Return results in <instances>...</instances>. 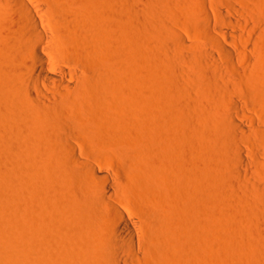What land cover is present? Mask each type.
Returning a JSON list of instances; mask_svg holds the SVG:
<instances>
[{
    "label": "bare ground",
    "instance_id": "1",
    "mask_svg": "<svg viewBox=\"0 0 264 264\" xmlns=\"http://www.w3.org/2000/svg\"><path fill=\"white\" fill-rule=\"evenodd\" d=\"M4 1L0 0V264H45L35 251L38 247L54 249V264H186L183 256L193 250L188 237H196L206 225L214 229L222 247L215 249L237 244V255L231 257L230 247L226 249L230 258L206 249L210 254L204 252L203 264H264V236H257L262 233L255 238L252 234L251 242L247 236L254 228L249 230L245 223L231 235H221L220 226L215 227L226 220L237 224L236 209L232 205L235 210L230 211L236 214L228 219L231 213L221 212L223 204L236 203L243 219L251 213V207L250 212L245 207L253 202L247 204L251 196L247 197L250 191L246 194L245 186L241 194L237 188L231 194L220 185H233L223 183L232 174L242 179L238 170L245 169L248 161L239 141L248 140L251 149L264 148V125L259 128L255 118L238 110L248 124V129L244 124L246 129L242 128L229 113V108L239 107L264 111V80L258 78L257 69L252 76L243 67L236 68L234 62L241 56L209 32L208 42L219 56L213 51L183 54L182 64L193 66L188 64L193 70L188 76L179 58L166 63L150 54L153 43L164 44L158 30L155 35L147 29L154 16L142 9L136 15L149 19L135 25L139 17L132 13L139 8L117 7L122 0H92L87 8H72L70 0H51L50 8L33 0ZM160 3L165 4L161 13L167 15L182 5L204 4L203 0ZM192 9L202 13L190 24L211 30L206 12L199 6ZM217 15L221 17L218 10ZM174 32L172 41L167 37L169 42L185 47L184 38ZM219 32L228 35L223 28ZM137 35L141 43L135 47ZM169 42L165 48L173 44ZM239 59L237 63L244 61ZM231 94L242 102L229 100ZM181 127L187 130L179 132ZM176 128L178 138L170 134ZM142 129H151L152 135L144 137ZM256 150L250 156L260 165L262 151ZM112 160L117 165L108 162ZM45 163L54 164V179H49L53 175L48 176ZM108 163L118 166L120 175L114 174L111 164L107 170ZM18 171L35 182L49 180L54 192L48 186L39 190L28 209L20 199L32 183ZM259 181L264 185V178ZM263 193L258 192L260 199ZM197 210L207 216L204 226L196 220Z\"/></svg>",
    "mask_w": 264,
    "mask_h": 264
},
{
    "label": "rangeland",
    "instance_id": "2",
    "mask_svg": "<svg viewBox=\"0 0 264 264\" xmlns=\"http://www.w3.org/2000/svg\"><path fill=\"white\" fill-rule=\"evenodd\" d=\"M35 3H38V5L39 6H41L42 8H50L51 7V4H50V2H51V0L49 1V0H33ZM123 1V0H122ZM121 1V2H122ZM131 3H130V2ZM206 1V2H205ZM5 1L4 0H2V4L4 3ZM70 2H71V6L70 7H72V8H87L89 5H90V3L92 2V0H70ZM119 3L120 4V6H119V4H118V6L117 7H120L121 8V5H125V4H128L127 5V7L128 8H136L137 7V9L139 8V10H136V12L138 11H140V10H144L146 13H148L149 12V14L148 15H150V13H151V15H153L154 17L152 18V19H150V22L148 23V25H150L149 26V28H147V29H150L151 30V32L153 33V34H155L156 35V33H157V36H160L161 34L164 36V37H161L160 36V38L162 39V38H164V40L162 41V42H164V44H162V45H164L163 47L165 48L166 46H165V44L167 43V42H169V39H167V37L169 36V38H171L170 40L172 41V39H173V37L172 36H174L175 34H173V30L174 31H176V32H174V33H176L177 35H179L180 37H182V38H184V41H185V47H183V48H178L176 45V47L174 46V43L173 42H169L170 44L171 43H173V44H171V45H169V46H171L170 48H165V49H162L163 47H157V45L158 44H160L159 42H156V43H153V45H152V47H151V49L153 48V46H154V48L152 49V51H151V53H150V51H149V53L150 54H152L153 56H159L160 57V59L161 60H163L164 62L166 61V63L168 62V60H169V63H171L175 58H179L180 59V57L182 58V55L183 54H185L184 56H186V53H188L187 54V56L189 57H191L192 55L194 56L195 55V52H196V55L198 54V53H200V52H212V53H217V54H215V55H218L219 56V53L217 52V50L216 49H214L212 46H211V44H209L210 42H208L209 41V39H210V35H209V32H210V34H212L213 36H215V37H217L219 40H221V42H222V44H224L225 46H228V48L234 53V54H236L238 57H240V59H244V61H242V62H239V63H237L238 62V59L239 58H237L236 60H235V62H234V64H235V66H236V68H244L245 70H247V72H249L248 74H252V76H256V75H254V74H256L257 72V74H259L261 77H259V75H258V78L260 79V78H262V80H264V0H203V6L202 5H198L199 6V8L201 7L202 8V10H203V12H204V14H205V12H206V14L208 15V17H210V19H211V23H212V26H211V30H209V31H207V30H204V29H200V28H197L196 26H194V24H190V23H192L193 21H195L196 22V19H197V17H199L198 15H200L201 13H202V11H201V13L199 12L200 11V9L198 10V9H195V10H193L192 8H198V6H197V4H194V5H192V3H191V5H182L183 7H179V9L176 7L174 10H172V11H174V14H172V12H171V14L170 13H168V15L166 14V13H161L162 11H164L163 10V8H164V6H165V4H162V3H160V0H150V2H149V0H126V1H124V2H122V3ZM154 3H157V4H159V6L158 5H154ZM132 4H133V6H132ZM208 4V5H207ZM1 5V4H0ZM126 6V5H125ZM125 6H123V7H125ZM136 6V7H135ZM187 6V7H186ZM189 6V7H188ZM186 7V8H185ZM190 7H192L191 9H189V10H187L188 8H190ZM204 7H206V8H204ZM1 8H6V6H3L2 5V7ZM8 8V7H7ZM126 8V7H125ZM232 8V9H231ZM243 8V9H242ZM142 10V11H143ZM159 10V11H158ZM160 10H162V11H160ZM205 10V11H204ZM217 10H218V12H220V15H221V17L219 16V15H217ZM143 11V12H144ZM148 11V12H147ZM176 11V12H175ZM198 11V12H197ZM132 13V14H134V16H137L136 14H140V12L139 13ZM161 13V15H160V13ZM142 13V12H141ZM158 15H157V14ZM141 16H142V14H141ZM140 16V17H141ZM159 16H161V17H159ZM179 16V17H178ZM139 17V15L137 16V18ZM139 17V19L137 20L138 22H136V23H134L135 25L137 24V23H139L140 21L141 22H143L142 20H145V19H149V18H143V17H141L140 18ZM177 17V18H176ZM136 18V19H137ZM136 19H134V21L136 20ZM133 20V19H132ZM146 21V20H145ZM145 21L142 23V25L143 24H145ZM141 22H140V24H141ZM224 22V23H223ZM237 22V25L236 24H234V23H236ZM186 23H188L187 25L189 26H187V25H185ZM139 24V25H140ZM166 24H168V25H166ZM147 25V24H146ZM145 25V26H146ZM166 25V26H165ZM193 26L194 28H192L191 26ZM138 26V25H137ZM165 26V27H164ZM168 26V27H167ZM146 27H148V26H146ZM191 27V28H190ZM196 27V28H195ZM164 28H167L166 30L164 29ZM219 28H223V30L224 31H226L227 33H228V35L226 36V38L224 37V36H221V34H220V32H219ZM152 29L154 30V31H152ZM172 29V30H171ZM158 30V32H156V31ZM168 30V31H167ZM170 31V32H169ZM154 32H156V33H154ZM169 32V33H168ZM172 32V33H171ZM158 33H160V34H158ZM170 33H171V35L172 36H170ZM138 36V35H137ZM139 37V39H137L136 37V39L135 40H137L138 41V43H137V41L136 42H134L135 43V47H136V44H140L141 43V40H140V38H141V36H138ZM165 39H166V41H165ZM134 40V39H133ZM263 41V42H262ZM168 43V44H169ZM155 44V45H154ZM157 44V45H156ZM160 44V45H161ZM168 44H167V46H168ZM160 45H158V46H160ZM139 46V45H138ZM168 46V47H169ZM174 49H173V48ZM189 47V48H188ZM158 48V49H157ZM177 48L179 49V50H177ZM126 50H127V48H125ZM160 49V50H159ZM214 49V50H213ZM154 50L156 51V52H154ZM163 50L165 51V52H163ZM173 50V51H172ZM183 50V51H182ZM199 50V51H198ZM202 50V51H201ZM121 51H124V48H122L121 49ZM158 51H160V52H158ZM162 51V52H161ZM160 53V54H159ZM163 53V54H162ZM170 53H171V55H170ZM177 54H179V55H181V56H179V55H177ZM191 54V55H190ZM174 55V56H173ZM177 57H176V56ZM244 55V56H243ZM171 56V57H170ZM246 56V57H245ZM163 57V58H162ZM173 57V58H172ZM239 59V61H241ZM247 59V60H246ZM171 60V61H170ZM179 62H181V59L180 60H178ZM245 62H246V65H245ZM184 63H187V64H185L184 65ZM248 63H250V64H248ZM182 66H181V65ZM188 64H189V66H191L192 67V69H193V66H192V64L191 63H189V62H183V64H182V62L181 63H179V65L183 68V69H187L186 71H185V73L187 72V74H188V76H190V77H192V74H193V70L190 68V69H188ZM191 64V65H190ZM239 64V65H238ZM242 64H244L243 66H241ZM187 65V66H186ZM247 65H250V70H248V67L249 66H247ZM252 66V67H251ZM242 68V69H243ZM221 69H223L224 70V72L225 71H227L226 69H224L223 67H221ZM256 69H257V72H253V70H255L256 71ZM192 70V71H191ZM189 72V73H188ZM222 73H224L223 71H221ZM228 72V71H227ZM227 72H225V75H226V77L227 76H229L230 77V75H229V72H228V75H227ZM252 72V73H251ZM186 74V75H187ZM224 75V76H225ZM229 79V82L230 83H233V80H231L232 78H228ZM261 80V79H260ZM240 82V81H239ZM237 83V85L238 84H242L243 85V83L242 82H240V83ZM239 85V86H241L242 88H243V86H245V85ZM232 95V94H231ZM231 95H229V97H228V99L229 100H233V101H236L237 103H241L242 102V98L238 95V96H231ZM241 100V101H240ZM259 107H257V110H252V108H244V107H241V109H240V107L239 108H232V109H230L229 108V113H231L230 114V116L233 118V116H234V120H236L237 119V123H238V125L240 124V126L242 127V128H245V126L244 125H246L247 126V129H248V124L245 122V121H243V118H241V112L243 113L244 112V114L246 113V115H248L249 117H253V118H255L256 119V125L257 126H259V128H261L263 125H264V123H263V120L261 121V119L263 118L264 119V111H261L260 109L261 108H259ZM238 110H240L241 112H239ZM260 110V112H258ZM154 111V113H156V109H154L153 110ZM262 113V114H261ZM118 115H120V114H118ZM242 123V124H241ZM246 123V124H245ZM244 124V125H243ZM182 126V125H181ZM180 128V127H179ZM179 128H176L174 131H171L170 132V134H172V136L174 135V137L176 136V138H178V135H179V133H178V129ZM181 128H183V127H181ZM186 129V128H185ZM184 128H183V130L182 129H180L181 131H179V132H185L186 130H185ZM246 129V128H245ZM261 129H264V127H262ZM125 131V130H124ZM126 132V134L128 133L127 131H125ZM152 130L151 129H148V132H147V129H142V131H141V133H142V135L144 136V137H148V136H151L152 135ZM145 133H147L146 135H145ZM174 133V134H173ZM129 134V133H128ZM240 143V144H239ZM240 145V146H239ZM249 145V146H248ZM238 147L239 148H241V150L244 152V153H242V156L243 157H245V159H246V161H248L247 162V166L245 167V169H243V168H238L239 170H238V172H239V174H238V179H239V177H241L242 179V182L240 183V179L239 180H237V178L233 175H231L230 177H229V179H228V181H226V182H223V183H227V184H230L231 182H235V183H233V185L232 184H230V186L232 185V186H234V188L232 187H230L229 185H226L225 187H223V185H225V184H222L221 183V185H220V187H222L224 190H227L226 192H230L231 194L232 193H235V189H236V191H238L239 192V194H241V192H243L244 190H245V193L247 194V193H249V191H250V193H249V195L247 196V197H250V198H248V202H247V204L249 203V201L251 202V201H253L252 202V204H248V206L246 205L245 207H247L248 208V211H249V208L251 207V209L254 211V208H256L255 209V211H257V213L254 211V212H252V210L250 209V211H251V213L249 214V219H243L244 217H242L243 215H242V213H241V210L239 211V209H238V207H237V205H236V203H230V204H223V206H221L222 208H223V210H222V208L220 207V206H217L216 208L217 209H219V207H220V209H221V212H224L225 210L227 211V212H225V213H227V215H230V213H231V215L230 216H228L227 218L229 219L230 217H231V219H232V216L234 215V214H236V213H238L239 214V216H238V214L237 215H235V217L233 216V218H236V219H233V221L234 220H237V221H234V223L236 222L237 224H236V226L235 225H232L233 224V222H231L232 220H226V221H224L225 222V224H223L224 222H222V225L223 226H225L226 227V225H227V227L229 226V225H231V227H230V231H229V228H225V227H223L222 225H220V224H218L217 226H215V227H219L220 228V234L222 235H224L225 233H230L229 235H231V234H233V231H235L234 229H236L237 228V225H239V223L240 224H244V226H246V227H248V229L249 230H251V229H255L256 227V229H255V231H254V229L253 230H251V235H249V236H247L248 237V239H249V241H253V239L255 238V236L257 235V233L259 234V233H262L261 235H257V236H264V234H263V232H264V208H263V206H264V199H260L259 197V194H258V192L259 191H262V192H264V185L261 183L262 181H259V179H262V178H264V177H261V174H262V176H264V148L262 149L261 147L260 148H258V146L257 147H255V146H252L253 148L251 149L250 147H251V145H250V143H249V141L248 140H241V141H239L238 142ZM255 147V148H254ZM255 149V150H254ZM256 149H258V152L260 151H262L260 154H261V158L259 159V160H261L263 163H261V161H259L261 164L259 165V163L257 162L256 163V161H255V163L257 164H254V160L252 159V156H250V155H253V153L255 152V151H257ZM252 150V151H251ZM254 151V152H253ZM236 153V152H235ZM235 153H233V155L234 156H236L238 153H236V155H235ZM245 156H244V155ZM262 155H263V157H262ZM248 157V158H247ZM248 159V160H247ZM108 162H113L115 165H117V163H116V161H114V160H112V161H108ZM250 162V163H249ZM113 163H108L107 165H106V169H107V167L109 166V167H113L114 168V174H117L118 172V174L117 175H120V170L118 169L119 167L117 166V168H116V166L113 164ZM262 164H263V166H262ZM46 167V172L47 173H49V175L48 176H51V175H53L54 174V164H52V165H49V164H47V163H45L44 164ZM114 165V166H113ZM250 166V167H249ZM108 167V168H109ZM237 168V167H236ZM109 169H111V168H109ZM233 169H234V167H233ZM232 169V170H233ZM241 169H243V170H241ZM253 169V170H252ZM108 170V169H107ZM235 171H237L236 169H234ZM256 171L255 172V174H254V172L253 171ZM112 171H113V169H112ZM117 171V172H116ZM242 171H243V173H242ZM245 171V172H244ZM246 171H247V174H246ZM19 172V171H18ZM240 172H241V175H240ZM252 174H251V173ZM20 173V175L22 174V176H24V177H27V178H24L25 180H27L28 181V184L29 183H32V187H31V184L30 185H28V188H27V186H26V188L27 189H25V190H23L22 191V193H21V197H23V195L25 194V193H27V195H25L24 196V198L22 199H20V202L24 205H27L26 207H28V209H29V204H30V208H32V206H33V203H34V201H35V197H36V195H38L39 193H41L40 191H45V188H47L46 186H48V188H47V190H49V191H51L52 190V188H54V184H49V180L48 179H46V180H48V183L45 181L44 182V180L43 181H37V182H35L36 180H33V178H31L30 180H29V178H30V176H29V178H28V174H24L23 175V173H21V172H19ZM258 175H257V174ZM243 174H245L244 176H243ZM27 175V176H26ZM240 175V176H239ZM247 175V176H246ZM254 176V179H252L253 178V176ZM256 175V176H255ZM115 176V175H114ZM117 177V176H116ZM232 177L235 179V181H232L233 179H232ZM250 177V178H249ZM258 178L259 177V179H256V178ZM47 178V177H46ZM54 179V175L52 176V177H50L49 179ZM232 179V180H231ZM246 179V180H245ZM229 180H231V181H229ZM236 180H237V182H236ZM250 180H252V182L250 181ZM256 180V181H255ZM30 181V182H29ZM52 181V180H51ZM246 183H245V182ZM259 181V182H258ZM40 182V183H39ZM36 183V184H35ZM43 183H45V185L43 184ZM47 183V184H46ZM52 183H54V180H53V182ZM238 183H240V184H238ZM34 184V185H33ZM39 184V185H38ZM41 184V185H40ZM43 184V185H42ZM241 184L243 185V186H241ZM49 185H51V186H49ZM240 185V186H239ZM254 185V186H253ZM35 186H37V187H39V188H37V187H35ZM53 186V187H52ZM245 186V187H244ZM247 186V187H246ZM29 187H30V190H28L29 189ZM44 187V188H43ZM51 187V189H49ZM228 189H227V188ZM238 187H240V189H238ZM243 187H244V190H242L241 191V188L243 189ZM252 187H254V188H252ZM41 188H43V189H41ZM231 189H233V190H231ZM255 189V190H254ZM36 190H37V192H36ZM40 190V191H39ZM253 190H254V192H253ZM27 191V192H26ZM248 191V192H247ZM258 191V192H257ZM30 192H36V193H34V194H32V193H30ZM52 192H54L53 190H52ZM238 192H236V193H238ZM244 193V194H245ZM253 193V194H252ZM30 194V195H29ZM36 194V195H35ZM264 194V193H263ZM34 195V196H33ZM34 197V198H33ZM255 198V199H254ZM256 198H257V200H256ZM32 199V200H31ZM34 199V200H33ZM249 199H251V200H249ZM23 200H25V201H23ZM255 200V201H254ZM31 201H33V203L31 202ZM258 201V202H257ZM262 201V202H261ZM256 202V203H255ZM255 203V204H254ZM258 203V204H257ZM32 204V205H31ZM206 205L208 204V203H205ZM263 204V205H262ZM24 205V206H25ZM232 205H233V207L236 209H234V208H232ZM252 205H254V206H252ZM255 205H257L256 207H255ZM231 206V207H230ZM25 207V208H26ZM225 207H227V208H225ZM253 207V208H252ZM225 208V209H224ZM229 208V209H228ZM232 208V210H235V212L234 213H232L231 211H230V209ZM262 209V212H261V210H257V209ZM220 209L219 210H217L218 212H220ZM30 211V210H29ZM32 211V210H31ZM30 211V212H31ZM228 211H229V213H228ZM249 211V212H250ZM258 211H260V213L261 214H263V215H260L259 216V212ZM34 213H35V211H33ZM33 212H31V213H33ZM33 213V214H34ZM196 213H199L200 215L199 216H197L196 215V220H199V223L201 222V224L204 222L205 224H207V216L205 215V217H204V215L202 216V214L201 213H203V214H205L204 213V211L203 212H198V210L195 212V214ZM36 217H37V215H36V213L34 214ZM137 215V214H136ZM251 215V216H250ZM201 216H202V218H201ZM241 216V217H240ZM139 216H137V218H138ZM198 217H199V219H198ZM263 218V219H262ZM240 219V220H239ZM138 220H139V218H138ZM141 221V220H140ZM258 221V222H257ZM230 222V223H229ZM229 223V224H228ZM232 223V224H231ZM205 224H202L203 226L205 225ZM258 224V225H257ZM260 224V225H259ZM8 225V224H7ZM201 225V226H202ZM232 226H233V229H232ZM250 226H252V228H250ZM254 226V227H253ZM221 227H223V228H225L224 230H225V232L223 231V229L221 228ZM206 228V229H205ZM205 229V230H204ZM211 229L212 228H210L209 229V227L206 225V226H204V228L202 227H200L199 228V230H198V232H197V234H199V235H197V234H194V236H196V237H194V238H189L188 237V239H191V240H188V239H186V237L187 236H185V239H184V242H185V244L187 243V241L186 240H188V242H190L189 243V245L190 246H192V248H193V250H191L190 251V254L189 255H191V256H189V255H185V256H183V260L182 261H184V263L186 262V264H203V261H202V259L205 261V259H206V254L208 253V252H210L211 253V255H215V256H217V254H218V257H226V258H230L229 257V254H231L232 255V253L234 254V251H237L236 249V246H237V244H234V247L235 248H231V246H227L226 248L225 247H223L224 249L223 250H221L220 251V248L217 250V249H215V245H220L219 244V241H217V237L215 238V231H214V229L211 231ZM216 230H218V232H219V229L218 228H215ZM227 229V230H226ZM261 229V230H260ZM200 230H202L201 232H200ZM208 230V231H207ZM233 230V231H232ZM263 230V231H262ZM205 233H204V232ZM210 231V232H209ZM255 233H254V232ZM259 231H261V232H259ZM213 233V236L212 235H209V234H212ZM232 232V233H231ZM253 232V233H252ZM186 233H188V232H186ZM204 233V235H203V237H202V234ZM188 234H190V233H188ZM205 234H207V235H205ZM254 236H253V235ZM191 235V234H190ZM226 235V234H225ZM248 235V234H247ZM200 236V237H199ZM228 236V235H227ZM252 236L254 237L253 239H252ZM256 236V237H257ZM40 237V236H39ZM38 237V238H39ZM208 237V238H207ZM212 237V238H211ZM231 237V236H230ZM41 238V237H40ZM40 238L39 239H37L38 241H41L40 242V244L42 243V240H40ZM201 238H202V240H201ZM215 238V239H214ZM252 239V240H251ZM194 240H195V242H194ZM200 240V241H199ZM212 240V241H211ZM217 241V244H216V241ZM34 241H35V239H34ZM200 242V243H197V242ZM202 241H203V243H202ZM214 242V243H213ZM35 244H38V245H36V247L37 246H39L40 244L39 243H37V241L35 242ZM188 244V243H187ZM186 244V245H187ZM204 244V245H203ZM42 245V244H41ZM236 245V246H235ZM206 246V247H205ZM156 247V246H155ZM211 247H213L212 249H214V250H212V249H210ZM219 247H221V245L219 246ZM230 247V248H229ZM157 248V247H156ZM156 248H154V249H156ZM222 248V247H221ZM227 248H229V249H227ZM33 249H35V247H33ZM44 249H46V248H44ZM207 249V251H205ZM209 249V250H208ZM226 249L227 250H229V251H232L231 253H229V251L227 252L226 251ZM234 249V250H233ZM198 250V251H197ZM204 250V251H203ZM210 250H212V252L210 251ZM218 252H216V251ZM35 251H37L38 252V256H39V258L41 259V260H46V261H44L45 262V264L46 263H48V264H54V258H53V260H52V257H54V249L52 248H48V249H46V250H43L41 247L39 248L38 247V250H37V248H36V250ZM51 251V252H50ZM155 251V250H154ZM193 251V252H192ZM223 251H224V253L225 252H227V256H223ZM48 252V253H47ZM206 254H205V253ZM215 252H216V254H215ZM44 253H45V255H44ZM200 253V254H199ZM210 253H208V255L210 254ZM229 253V254H228ZM235 253H237V252H235ZM48 256H47V255ZM53 254V255H52ZM204 254V255H203ZM220 254V255H219ZM42 255H44V256H42ZM157 256V253H155L153 256ZM206 255V256H205ZM222 255V256H221ZM237 255V254H236ZM235 254L234 255H232L231 257L233 258L234 256H236ZM38 256H37V258H38ZM152 256V255H151ZM155 256V257H156ZM196 256V257H195ZM44 257H46V259L44 258ZM185 257H186V259H185ZM188 257V258H187ZM48 258H49V260H48ZM199 258V259H198ZM200 258H201V261H200ZM185 259V260H184ZM190 259H192V260H190ZM52 262H51V261ZM193 260H195L194 262H193ZM48 261V262H47ZM201 262V263H200Z\"/></svg>",
    "mask_w": 264,
    "mask_h": 264
}]
</instances>
